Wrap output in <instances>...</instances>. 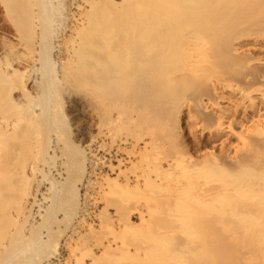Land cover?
<instances>
[{
    "label": "bare ground",
    "instance_id": "bare-ground-1",
    "mask_svg": "<svg viewBox=\"0 0 264 264\" xmlns=\"http://www.w3.org/2000/svg\"><path fill=\"white\" fill-rule=\"evenodd\" d=\"M48 1L0 0L15 26L12 40L0 38V223L18 224L5 236L0 227V264L47 242L32 227L23 232V206L31 160L58 147L33 141V159L20 161L14 138L20 120L48 118L54 81L72 105H86L96 131L117 122L137 131L134 188L155 192L143 204L151 219L140 212V223L102 244L89 264H264V0H121L113 4L131 10L115 17L85 11L56 80ZM85 2L92 9L97 0ZM32 82L40 103L18 116Z\"/></svg>",
    "mask_w": 264,
    "mask_h": 264
},
{
    "label": "rangeland",
    "instance_id": "rangeland-1",
    "mask_svg": "<svg viewBox=\"0 0 264 264\" xmlns=\"http://www.w3.org/2000/svg\"><path fill=\"white\" fill-rule=\"evenodd\" d=\"M120 1L97 0L92 9L85 0L48 1L50 31L48 30L47 33V41L49 40L50 47H52L50 57L54 64L52 73L54 80L61 76L63 66L70 63L71 54L66 41L73 35L72 30L77 26V20L84 15L85 11H90L91 17L95 18L103 13L115 17L124 10H131L132 6L113 4ZM14 28L15 26L9 20L7 21L3 8L0 6V38L12 40L11 35L15 31ZM34 37L35 39L30 41V46L32 48L35 46L33 48L35 50L38 48V36ZM36 54L37 52L33 53L34 56ZM39 66L37 64L36 68ZM34 73L32 75L36 76L39 81L41 75L38 70L37 74ZM35 84L37 83L27 84L35 90L31 92L30 98L24 101L25 106L19 107L18 116L32 109L29 108V102L40 103L38 95L41 87ZM64 90L54 81L51 90L48 91L49 96L46 95L47 98L49 97L50 107L48 118L39 120L40 123L36 121L34 125L28 123L27 125L26 122L20 120L21 124L18 122L19 126L16 125L20 128L15 130L17 134L19 133L20 139L15 140L14 138V143L18 140L16 144L23 146V148L19 147L23 151L19 157L20 161L33 159L31 156L34 157L35 149L30 146L33 141H38V145L44 141V144L51 146L50 149L58 147L56 158L55 156L47 158L46 162L44 157H41L43 159L41 161L40 157L35 156L37 159L31 160L34 161L36 172L35 176L29 180L31 191L29 190L28 201L26 200L23 206V210L29 214L27 221L21 224L23 232L27 234L32 227L29 234L35 229L33 234H38L43 241L47 242L37 253L27 250L29 253L26 251L18 256H10L2 264H77V260L89 264L92 254H101L102 244L114 241V237L125 230L126 226L140 223V212L144 213L147 221L151 219V215L148 214L143 204L155 192L143 187L134 188L132 178L138 166L137 157L131 155L134 150H137L133 142L137 131L131 130L125 122L112 123L103 126L101 132L96 131L86 105L83 102L72 105L68 93ZM17 95L20 96L19 93ZM22 97L24 96H20ZM19 111L17 110L14 117ZM49 179L55 180V190H53L54 187L51 188L52 180ZM18 190L20 192L21 189L18 188ZM16 192L15 190L13 192L15 197L19 193L16 194ZM49 194L51 196L55 194L60 200L57 201L59 204L51 203L53 199L49 198L51 197ZM133 208L139 211L136 212ZM81 219L85 222V227L79 226ZM11 221H13L11 226H8L10 223L6 225L8 220L0 223V227H3L2 236L7 234L4 233L6 232L4 228L7 230L11 228V232L16 230V221L14 219ZM74 227H78V231H74Z\"/></svg>",
    "mask_w": 264,
    "mask_h": 264
}]
</instances>
